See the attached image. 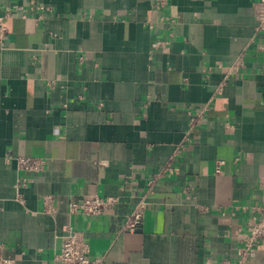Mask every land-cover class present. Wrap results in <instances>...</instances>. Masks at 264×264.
<instances>
[{
	"label": "crops",
	"instance_id": "0c3cea01",
	"mask_svg": "<svg viewBox=\"0 0 264 264\" xmlns=\"http://www.w3.org/2000/svg\"><path fill=\"white\" fill-rule=\"evenodd\" d=\"M35 1L46 10L5 18L0 41L3 257L61 264L70 225L106 264H237L264 205V32L253 0ZM197 110L203 119L188 129ZM179 144L172 169L148 185ZM24 155L46 163L19 189L8 157ZM94 194L118 204L70 213ZM140 203L139 227L121 231ZM247 259L264 264V240Z\"/></svg>",
	"mask_w": 264,
	"mask_h": 264
},
{
	"label": "built area",
	"instance_id": "2783aa9c",
	"mask_svg": "<svg viewBox=\"0 0 264 264\" xmlns=\"http://www.w3.org/2000/svg\"><path fill=\"white\" fill-rule=\"evenodd\" d=\"M154 5L157 8H162L165 5L164 0H155ZM253 10L255 17V32L257 34L264 32V0H253ZM0 41L8 33V27L4 23V19L8 17L18 16L25 18L30 12L46 10L41 4H38L35 0H29L27 7L21 6V4L15 3L11 6L0 5ZM51 10V9H50ZM42 18V12L36 16L37 20ZM242 66V58L240 57L233 65V69L238 71ZM188 129H191L195 125L201 123L203 119L202 110L196 112H188ZM173 155L170 157L168 162L164 166L152 173L147 184L152 185L161 178L163 175L172 169L175 158L180 154L184 145L179 144ZM15 159L17 171L19 173V179L17 180V187L20 189L25 187L33 178L27 176L29 173H38L44 169L46 160L39 156L24 155L17 157H8ZM187 192L188 189L185 188ZM21 195L18 193V197ZM21 198V197H20ZM54 197L50 194L44 195L42 211L46 214H52L55 210ZM118 204V198L114 196H101V195H89L81 199L80 201H74L69 203L70 213L80 212L84 215L92 216L104 210H112ZM144 205L143 203L138 204L124 220L121 231L131 232L134 231L141 224L143 217ZM264 240V205L259 208V214L252 217L251 221L248 222L247 231L242 233L240 236L241 246L239 247V259L237 264H245L247 258L252 256L258 243ZM3 244L0 242V264H11L14 261L6 259L2 255ZM89 245L84 238L81 231L74 229L70 225L64 229L62 236L61 245L58 253L55 254L54 259L61 264H106L102 257L92 258L89 256ZM223 264H229L225 261Z\"/></svg>",
	"mask_w": 264,
	"mask_h": 264
}]
</instances>
